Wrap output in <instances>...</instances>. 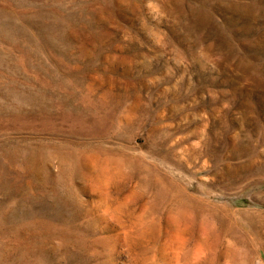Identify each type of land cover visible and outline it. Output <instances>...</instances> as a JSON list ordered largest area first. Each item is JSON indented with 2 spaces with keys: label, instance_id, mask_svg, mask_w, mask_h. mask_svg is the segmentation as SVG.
Segmentation results:
<instances>
[{
  "label": "rangeland",
  "instance_id": "rangeland-1",
  "mask_svg": "<svg viewBox=\"0 0 264 264\" xmlns=\"http://www.w3.org/2000/svg\"><path fill=\"white\" fill-rule=\"evenodd\" d=\"M0 264H264V0H0Z\"/></svg>",
  "mask_w": 264,
  "mask_h": 264
},
{
  "label": "bare ground",
  "instance_id": "bare-ground-1",
  "mask_svg": "<svg viewBox=\"0 0 264 264\" xmlns=\"http://www.w3.org/2000/svg\"><path fill=\"white\" fill-rule=\"evenodd\" d=\"M258 71H259V70H258ZM259 72H260V71H259ZM34 162H35V161H34ZM34 162H33V163H34ZM33 165H34V164H33ZM29 166H30V165H29Z\"/></svg>",
  "mask_w": 264,
  "mask_h": 264
}]
</instances>
